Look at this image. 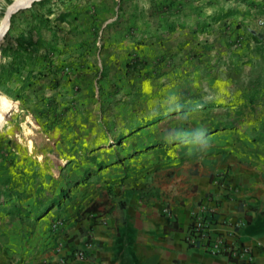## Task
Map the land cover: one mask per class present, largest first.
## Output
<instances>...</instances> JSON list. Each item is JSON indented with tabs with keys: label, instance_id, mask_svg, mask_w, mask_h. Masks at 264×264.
Returning <instances> with one entry per match:
<instances>
[{
	"label": "rangeland",
	"instance_id": "rangeland-1",
	"mask_svg": "<svg viewBox=\"0 0 264 264\" xmlns=\"http://www.w3.org/2000/svg\"><path fill=\"white\" fill-rule=\"evenodd\" d=\"M91 1L25 7L0 42V221L14 202L79 193L99 163L171 127L264 131V0Z\"/></svg>",
	"mask_w": 264,
	"mask_h": 264
},
{
	"label": "crops",
	"instance_id": "crops-1",
	"mask_svg": "<svg viewBox=\"0 0 264 264\" xmlns=\"http://www.w3.org/2000/svg\"><path fill=\"white\" fill-rule=\"evenodd\" d=\"M91 4L106 6L100 0ZM113 14L120 16L112 11L107 21ZM258 133L253 140L228 127L217 128L206 132V150L191 153L164 140L128 147L125 155L99 163L94 179L88 178L79 193L67 197L63 189L48 198L45 210L43 203L36 209L26 203L13 213L15 222L2 219L0 264L54 260L48 228L57 216L68 218L60 231L63 252L85 250L84 259L69 258L68 264H231L223 255L207 254L184 241L192 211L211 194L220 200L219 221H242L235 237L254 248V264H264L263 129ZM221 177L228 193L219 187Z\"/></svg>",
	"mask_w": 264,
	"mask_h": 264
},
{
	"label": "built area",
	"instance_id": "built-area-1",
	"mask_svg": "<svg viewBox=\"0 0 264 264\" xmlns=\"http://www.w3.org/2000/svg\"><path fill=\"white\" fill-rule=\"evenodd\" d=\"M219 187L227 193L229 187L227 181L221 177L217 179ZM218 196L211 194L206 200L197 204L190 216L189 225L184 237L185 243L192 248H197L210 255H223L231 264H254L255 251L251 245L243 243L235 237L236 229L243 224L240 220L219 221L221 207ZM168 213V208L163 209ZM68 223L65 216H57L51 221L48 234L53 239L51 250L56 257L54 260L45 257L42 264H68L69 258L84 259L85 250L74 248L68 253H64L65 239L60 231ZM217 224L227 227L224 231L215 230Z\"/></svg>",
	"mask_w": 264,
	"mask_h": 264
},
{
	"label": "clouds",
	"instance_id": "clouds-1",
	"mask_svg": "<svg viewBox=\"0 0 264 264\" xmlns=\"http://www.w3.org/2000/svg\"><path fill=\"white\" fill-rule=\"evenodd\" d=\"M32 2H35V0H13L12 4L9 5L6 0H0V12L3 13L0 16V42L3 41L11 28V16L25 7H31ZM164 102L166 110L169 112L179 113L183 107L179 102V96L175 94L167 96ZM0 119H2V116H0ZM206 132L207 130L202 127L188 129L175 126L167 129L162 138L167 144H178L187 148L191 153L193 151H203L209 147Z\"/></svg>",
	"mask_w": 264,
	"mask_h": 264
},
{
	"label": "trees",
	"instance_id": "trees-1",
	"mask_svg": "<svg viewBox=\"0 0 264 264\" xmlns=\"http://www.w3.org/2000/svg\"><path fill=\"white\" fill-rule=\"evenodd\" d=\"M47 1H48V0H39V1L32 2L31 7H29V10H32L36 5L43 4V3L47 2ZM16 13H17V12H16ZM16 13H14V14L11 16V23L14 22V19H15V17H16ZM46 13H47V14H51V13H52L51 9L46 10ZM64 15H65L64 13H63V14L60 13L56 19H57V20H60L61 17L63 18ZM49 22H50L49 19H42V17L39 16V24H38V25H40L41 27H47ZM35 27H36V26H35ZM10 29H11V28H10ZM8 33H9V32H8ZM8 33H7V35H6L4 38H7ZM32 44H33V41H28V42H26V48H29ZM0 50H1V56H2V57H4V56L7 55L8 50H7V48L5 47V45H2V44H1V45H0ZM13 52L16 53V51H13ZM16 70H17V69H11V72H16ZM7 97H8V96H6V95L4 94L3 98H7ZM9 110H10V109H6V110H4L3 107H2V105L0 104V113H4V117H5L6 114L9 113ZM13 207H14V208H12L11 210H8V209H7V210H6L7 213L13 214V213L16 212V211L19 212V210H20V205H18L17 202H14V203H13Z\"/></svg>",
	"mask_w": 264,
	"mask_h": 264
},
{
	"label": "water",
	"instance_id": "water-1",
	"mask_svg": "<svg viewBox=\"0 0 264 264\" xmlns=\"http://www.w3.org/2000/svg\"><path fill=\"white\" fill-rule=\"evenodd\" d=\"M36 1V0H35ZM32 4V3H31Z\"/></svg>",
	"mask_w": 264,
	"mask_h": 264
}]
</instances>
